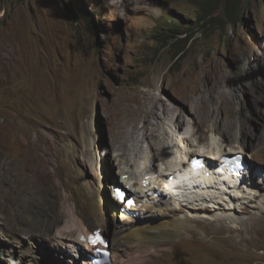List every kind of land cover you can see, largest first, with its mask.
Returning <instances> with one entry per match:
<instances>
[{
	"label": "rangeland",
	"instance_id": "374dc122",
	"mask_svg": "<svg viewBox=\"0 0 264 264\" xmlns=\"http://www.w3.org/2000/svg\"><path fill=\"white\" fill-rule=\"evenodd\" d=\"M163 11L179 20L177 28L167 29ZM236 12L234 23L225 2L214 0H0L1 191L28 184L34 170L53 186V164L27 153L42 133L46 156L63 143L75 146L86 179H95L102 160L110 197L126 169L135 181H155L158 200L138 206L135 217L188 222L191 234L140 246L153 252L147 264H264V0H242ZM144 110H154L147 128L143 115H131ZM211 148L241 153L248 174L238 190L187 197L202 209L186 210L157 174L185 153ZM107 211L109 224L120 221ZM71 225L65 217L51 233L71 234ZM28 235L6 242L0 264H82L95 251L79 232L70 240H81L80 256ZM111 257L128 264L121 254Z\"/></svg>",
	"mask_w": 264,
	"mask_h": 264
},
{
	"label": "bare ground",
	"instance_id": "6f19581e",
	"mask_svg": "<svg viewBox=\"0 0 264 264\" xmlns=\"http://www.w3.org/2000/svg\"><path fill=\"white\" fill-rule=\"evenodd\" d=\"M131 115L134 117L137 115H143V118L141 119H143L142 122L147 128L148 124H151L153 121L150 119L154 115V110H144L140 112L134 111ZM19 129L20 135L25 132L21 131V127H19ZM68 136L70 137V140H73L72 134L70 135V133H68ZM229 136L230 135H228V137ZM37 137V139L31 140V146L27 153H31L34 157L43 156L47 164H53L55 169V181L53 186L48 184V181L50 182L49 178H47V180L42 183V175H39L34 170V174L31 176L28 184H25V182L15 183L11 188L4 192L1 191L0 184V257H2V252L5 248V245H8L6 242H19L23 234H29L28 236L40 235L42 236V239L43 237H46V239L51 240L53 243H59L62 245L67 244L70 246L69 248L78 256L85 255L82 252L81 240L75 243L70 240V238L73 237V234L75 235L76 232H79L81 233V237L86 240V248L88 250L94 251L96 248H104L109 251L108 261L103 264H115L111 256L116 254H121V257L124 258L128 264H147V260L153 255V252L150 249H141L140 246L146 244L157 248L163 245V240L173 238L174 236L178 237L180 234H191V229L189 228L188 222L177 215L174 217L171 216L169 219H163L156 222L150 220V218H148L149 215L146 217V219H143V213L142 216H140L141 218L135 216L132 217L129 215V212L138 208V206L144 208L148 205L153 206V202L158 200V198H155V196L159 195L158 193L155 194V181L148 182L143 178L142 180L141 176L140 180L142 181H135V175L131 176V171L125 168L126 170H124V172L126 173V176L124 181L121 182L128 190V194L132 197L133 203L125 209L126 211L121 210L120 206L122 205V202L117 197L116 192L114 191V195L112 196L113 198L107 193V184L105 182L102 160H100L97 165V179L96 174L95 179H86L84 172L77 165L78 160L75 158L76 149L71 142L65 144L63 143V145L58 146L59 148L56 147V151L53 152V158L52 156H46L47 151L42 150V133H39ZM18 140L20 141L19 137ZM240 144L241 142L239 145ZM95 145H97V143H95ZM242 146L247 148L249 147V145L245 144V142L237 147ZM35 148L39 150L37 152L38 156H36ZM126 148L121 146L119 149L122 153L121 157L123 158L124 162L129 163L128 161H130V155H128ZM240 149L238 148L239 151ZM194 153H185L186 156L189 154L185 159L189 161V158L195 155ZM204 153L208 156L215 155L214 157L217 158L222 154H226L227 152L223 151L222 149L218 150L216 148H211L210 150H205ZM97 155L99 158L100 155L98 150ZM174 156L177 155L174 154ZM161 158L162 156L158 154L157 159ZM153 159L156 160V155L153 156ZM183 161H176V163H174L175 170L172 169L170 172H164L160 170L157 174L160 182H162V184L165 183L166 187L168 188L167 190H172L171 193H174L177 199L181 198V196L186 193V189L188 188L193 191V194L199 195V200L200 197L202 198L203 196L208 198L213 196V189H218L217 187H213V185H221V183L231 180V172L226 173V170L222 168L209 170L197 168L196 170H191L193 175L192 177L187 178L184 176L187 166L184 165ZM210 161L211 159L209 158L207 162L210 163ZM8 162L9 161H6L2 166L7 164L9 168L16 167L14 162ZM212 165L214 167L219 166L218 161H212ZM16 171L18 172L17 169ZM196 172L197 175L195 178H197V180L191 179L194 177ZM3 173L4 172L0 168V182L5 179V174ZM40 173L42 174V172ZM16 174L17 179L22 181V174L19 172ZM201 175L202 177L199 179V176ZM56 176H59V178H56ZM234 177H232V179ZM186 181L190 182L191 184H187ZM201 184H207L209 187L201 186ZM219 189L222 190V185ZM230 189L238 190L239 188H236V185H234L233 188ZM113 190H115V187ZM29 193H33L36 196H30ZM55 196L58 198V202L54 207L51 201ZM182 200H179L181 201V207L186 210L188 209L189 211L193 210L196 212V210L202 209L196 208L194 204L188 203V200ZM141 202L142 204L139 205ZM109 209H113V219L120 221L115 223L110 222L109 224L108 220L106 219L108 212L107 210ZM65 217H68L71 221L72 225L70 228L72 233L67 234L66 230L62 229L60 230L59 234L52 235V230L55 227L61 225ZM109 225L112 227L110 230L108 229ZM92 233H100L102 235L103 233H108L107 238H105V243L100 242L97 245L90 243L88 237ZM122 241H127L128 244H123ZM91 255L92 254H88L85 256V261H83L82 264H87V262L88 264H95Z\"/></svg>",
	"mask_w": 264,
	"mask_h": 264
},
{
	"label": "clouds",
	"instance_id": "9594fccd",
	"mask_svg": "<svg viewBox=\"0 0 264 264\" xmlns=\"http://www.w3.org/2000/svg\"><path fill=\"white\" fill-rule=\"evenodd\" d=\"M205 153L203 154H195L193 156H191L189 158V161L184 160V165L187 166V170L186 173L184 174V176L188 177H192L193 173L191 172V170H196L197 168H202L203 170H209V169H225L226 173L231 172V180L228 182H224L221 183L222 185V190H224L225 188H233L234 185L237 184L238 180L237 178H240L243 175H247L248 171H249V163L247 165L244 156L241 153H236V154H222L220 155V157H214L212 155L208 156ZM198 158H202V161L199 163L194 164V160H197ZM209 158L211 159L210 163H208L207 161L209 160ZM218 161L219 166L214 167L212 165V161ZM242 162V164H239L238 162ZM235 174V177H234ZM196 174L194 175L193 180H197V178H195ZM202 177L199 176V179ZM232 177H234L232 179ZM184 181V180H182ZM187 182V181H186ZM187 184H191L190 182H187ZM219 184L217 185H213V187H217L220 188ZM184 186V185H183ZM201 186H208L207 184H201ZM115 187V192L117 197L121 200L122 205L120 206L121 210H125L128 206L129 203L126 204L125 200H130L131 202H133L132 197L128 194V190L125 188V186L120 185L118 186H114ZM113 187V188H114ZM185 187V186H184ZM186 197V198H185ZM187 197L192 198L194 200L199 198V195H195L193 194V191H191L189 188L186 189V193L181 196V198H178L180 200H187ZM182 200V201H183ZM126 211V210H125ZM129 211V210H128ZM130 216H137V212L136 211H130L129 212ZM84 237V236H83ZM89 241L90 243L97 245L98 243H105V235H102L100 233H92L89 235ZM108 256H109V251L107 249L104 248H96L94 251V254L91 255V257H93V261L95 264H103L105 262L108 261Z\"/></svg>",
	"mask_w": 264,
	"mask_h": 264
},
{
	"label": "trees",
	"instance_id": "16d2710c",
	"mask_svg": "<svg viewBox=\"0 0 264 264\" xmlns=\"http://www.w3.org/2000/svg\"><path fill=\"white\" fill-rule=\"evenodd\" d=\"M214 1L219 2V4L225 2L228 12H229L231 22L235 23L236 21H234L233 16L237 14L236 12L237 5L238 3H241L242 0H214ZM247 1H250V0H247ZM161 10L163 9L161 8ZM164 14L169 18V21L167 22V29L174 30L175 28H177L179 20H177L175 17H171L169 14H166L165 12Z\"/></svg>",
	"mask_w": 264,
	"mask_h": 264
},
{
	"label": "water",
	"instance_id": "95a60500",
	"mask_svg": "<svg viewBox=\"0 0 264 264\" xmlns=\"http://www.w3.org/2000/svg\"><path fill=\"white\" fill-rule=\"evenodd\" d=\"M107 236V235H106Z\"/></svg>",
	"mask_w": 264,
	"mask_h": 264
}]
</instances>
